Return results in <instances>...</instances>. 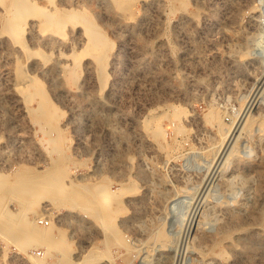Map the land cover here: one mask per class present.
Instances as JSON below:
<instances>
[{
  "label": "rangeland",
  "instance_id": "obj_1",
  "mask_svg": "<svg viewBox=\"0 0 264 264\" xmlns=\"http://www.w3.org/2000/svg\"><path fill=\"white\" fill-rule=\"evenodd\" d=\"M25 1L22 45L0 0V264H264V0Z\"/></svg>",
  "mask_w": 264,
  "mask_h": 264
},
{
  "label": "bare ground",
  "instance_id": "obj_2",
  "mask_svg": "<svg viewBox=\"0 0 264 264\" xmlns=\"http://www.w3.org/2000/svg\"><path fill=\"white\" fill-rule=\"evenodd\" d=\"M65 1V0H64ZM31 3V1H25V0H9V2H8V6H7V10H8V17H7V21H6V29H7V31L8 32H10L11 34H13L14 36H15V38L17 39V41L18 42H20L22 45H24L25 43H24V41H23V35H24V33H23V30H21V25L19 24V21L21 20V21H25V15H24V11L23 10H25L24 9V7L25 6H27V5H29ZM31 4H33V3H31ZM58 10V9H57ZM56 10V11H57ZM55 12V11H54ZM60 12H62V11H60ZM59 12V13H60ZM51 16H50V20L51 19H55L56 17H54L55 16V14L54 13H51L50 14ZM132 16V15H131ZM60 20H62L63 19V16H62V14H61V18H59ZM59 20V21H60ZM58 21V20H57ZM92 23V22H91ZM92 25V24H91ZM89 27V26H88ZM88 27H87V29H88ZM43 28V27H42ZM90 28V27H89ZM91 30L93 31V30H95V29H92V27H91ZM91 31V32H92ZM90 32V30H89V33H91ZM96 32H94V34H95ZM98 33H100V32H98ZM97 33V34H98ZM93 33H91L90 35H92ZM99 36H101V35H96V38L93 40V42H92V45H93V47L94 48H92L91 50H92V54L93 55H95V57H97V59L99 60V62H100V64H101V66H102V64H104V62H105V58H106V55H105V49H104V43L102 42V40L103 39H101ZM105 41V40H104ZM100 43H103V45H100ZM89 50V49H88ZM90 50V51H91ZM85 51H87V49L85 50ZM105 52V53H104ZM87 53V52H86ZM86 53H84L85 55H86ZM82 54H83V52H82ZM22 72V71H21ZM72 75H73V73H71ZM24 75V74H23ZM27 78V77H26ZM70 78H71V76H70ZM31 80V79H30ZM32 80H34V79H32ZM25 81H27V80H25ZM20 82H22V81H20ZM255 83V82H254ZM21 84H24V83H21ZM263 84H264V72H262L261 73V75H260V77L257 79V81H256V83H255V85H256V90H258V92H257V94H256V96L254 95L253 97V99H252V102H251V105H253V104H255V103H257V96L258 95H260V94H258L259 93V91H260V89L262 88V86H263ZM260 92H262V91H260ZM252 96V95H251ZM259 101V100H258ZM258 109V108H257ZM246 111V110H245ZM244 114V113H243ZM250 121H249V118H247V116L246 115H242L240 118H239V121H238V123L236 124V126L234 127V128H232L231 126H227L223 121H221V120H217V125H219V127H221L222 129H224V130H227V131H230L231 130V134H230V138H229V141L225 144V146H224V148H223V150H222V154H224L225 155V153L228 151V149H229V146H230V144H231V142H230V139L232 138V140H233V138L235 137V134L237 133V131L239 130V128H240V126H242V124L244 123V126L246 125V124H248ZM249 126V125H248ZM150 128H151V132H152V134H153V136H155V137H159V136H163V134H164V131H163V129H162V127L159 125V122H157V121H155V122H153L152 121V124H151V126H150ZM165 135V134H164ZM231 140V141H232ZM220 156H221V154H220ZM224 157V156H223ZM221 165V164H220ZM219 167V166H218ZM216 175V174H215ZM209 180V179H208ZM207 183H208V181H207ZM206 186V185H205ZM102 191V190H101ZM189 197V195H182V197L180 198V199H182V200H184V199H186V198H188ZM192 208V207H191ZM192 216V215H191ZM234 217H236V215L234 216ZM193 218H195V217H193ZM196 220V219H195ZM193 222H195V221H193V219H192V223ZM206 223V222H205ZM194 225H195V223H194ZM42 231H39V230H34V234H40ZM183 244V243H182Z\"/></svg>",
  "mask_w": 264,
  "mask_h": 264
}]
</instances>
